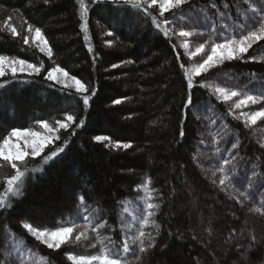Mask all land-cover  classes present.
Instances as JSON below:
<instances>
[{"label":"trees","instance_id":"16d2710c","mask_svg":"<svg viewBox=\"0 0 264 264\" xmlns=\"http://www.w3.org/2000/svg\"><path fill=\"white\" fill-rule=\"evenodd\" d=\"M261 9L264 0H189L160 16L157 5L138 9L124 0H0V55L43 65L39 74L0 76V137L13 128L36 130L41 120L52 125L66 114L75 117L40 157L17 164L42 171L28 172L22 194H8L0 209V264L18 252L15 242L33 253L37 261L29 260L35 264H72L68 255L98 253L91 231L87 239L49 249L23 227L28 222L46 229L73 220L78 232L88 222L78 211L80 196L96 209L87 213L91 223L106 221L101 232L113 249L128 237L135 252L128 256L131 264H264V119L246 124L243 111L232 108L239 97L225 101L214 91L264 92V41L243 59L194 76L196 60L178 35L192 30L189 39L210 48L209 38L220 42L236 36L242 21L250 27L264 18ZM181 11L182 20L165 23ZM36 27L51 59L32 40ZM54 66L88 87L87 106L82 94L46 78ZM261 108L264 101L251 110ZM124 144L131 147H118ZM60 147L63 152L42 165ZM14 171L0 161V195ZM226 174L232 182L220 186ZM150 202L159 207L148 217ZM139 230L154 237L144 252L139 241L132 243Z\"/></svg>","mask_w":264,"mask_h":264},{"label":"snow or ice","instance_id":"6c2138e0","mask_svg":"<svg viewBox=\"0 0 264 264\" xmlns=\"http://www.w3.org/2000/svg\"><path fill=\"white\" fill-rule=\"evenodd\" d=\"M47 2V0H45ZM80 0H78V3ZM125 3L130 4L134 8L141 9L144 3H148L149 7L154 5H159V14L160 16H164L166 12L173 11L175 9L182 8L183 5L189 3V0H124ZM86 7L81 4V15L83 16L84 12H86ZM146 11V9H144ZM253 11H255L253 9ZM262 15H264V9H261ZM185 16V13L181 11L178 14H174V18L171 20L165 21L166 24H175L178 20H182ZM243 27L240 32L236 36H228L224 38L220 42H215L211 38H209V44L211 45L209 54L203 57L201 61H199L195 67L193 68L192 75L200 76L203 73L210 71L212 68L222 65L225 61H231L235 59H243L244 54H246L250 48H252L253 44L259 41H264V18H261L254 22L252 26H248L244 24L242 21ZM84 25L86 27L87 21H84ZM159 27V24H157ZM13 35H18L16 29L13 27L11 29ZM28 32H33V28L31 25L28 26ZM112 33H109L111 35ZM192 30H184L181 29L178 32L180 37L188 38L193 36ZM165 35H168L167 28L165 29ZM34 40L38 41L43 47H40V51L45 53L49 59L52 56V49L48 46V41L44 37L41 29L36 27L34 29ZM28 37L24 38V43L27 44ZM185 49H188L189 45L187 42L183 44ZM206 45L200 43L195 48V53H204ZM251 59L255 60L256 57L253 56ZM10 69L12 75L15 76L17 71L27 72L29 75L35 73L39 74L43 65L37 66L35 63H29L24 59L19 58H10L5 55H0V76L5 75V70ZM183 68L184 65H181ZM61 75L65 78L61 80ZM50 81H55L56 83H61L65 88L75 87V91L77 93L82 94L83 104L87 106L89 104V96L87 93L89 92L88 87L82 83L75 76H69V73L65 71L63 68L55 67L48 71L47 77ZM71 80L72 84H68L67 80ZM192 86L191 76H189V87ZM203 86V85H202ZM216 93H218L225 101L231 100L234 97H239L238 100L234 101L232 108L234 109H242L247 107L249 104H258L261 101H264V92L253 95L248 92H242L236 89H227L225 87H216L214 89ZM94 95V93H93ZM115 103H120L119 100L115 101ZM188 103L191 104V98L188 99ZM232 109L230 108V111ZM240 116H242L245 120V123H251L255 125L258 119H264V108L260 110H255L251 112H240ZM45 132L42 134L40 132L33 131L30 128L20 129L13 128L10 133L4 137H0V161L8 162L12 169H14V175L9 177L6 181V190L4 195H0V209L6 206V196L11 194L12 196H20L22 194V185L24 177L28 172H38L42 171L41 167H33L28 169L25 167L21 170L18 167L17 162L23 163L29 155L32 158L40 157L43 153L44 149L53 142V139L59 140V136H53L55 131L58 129H67L71 123H75V117L71 114H66L65 119L63 121L57 120L55 123L58 125V128H53L47 121H38L37 122ZM83 121L80 122L78 126H82ZM183 135V133H181ZM98 141L107 140L108 137H97ZM235 146V145H234ZM118 147L130 148V144L118 145ZM30 150V151H29ZM63 147H60L56 150H53L49 155L43 157L42 165L47 164L51 159L55 158L59 152H63ZM225 163H227L225 161ZM223 172L224 169H221ZM228 180L230 183L231 178L226 174L224 179L219 180V185L224 186L225 181ZM151 181L148 180L144 184L145 191H149L148 185H150ZM215 183V181H214ZM80 208L78 211L84 213L82 218L86 222L81 229L77 232V234L73 237L74 231L77 229L76 222L73 220L64 221L62 224L57 226L52 230H43L38 226H33L31 223L25 222L23 223V227L27 230L29 234L34 236V238L41 243L45 244L49 249H59L61 245L69 242L70 240H74L78 242L81 238L87 239V233L89 231L95 234V243L92 245L96 247V245H100V251L93 255L88 256H76V255H68L67 258L72 261V264H131L128 259L129 254L135 255V252L129 245L128 237L125 235L121 241V246L113 249V242L110 236L106 233H102L101 229L105 227L106 221L100 220L97 223H91L92 217L87 215L88 212H95V208L89 209L88 206L84 202V197L80 196L79 198ZM159 205L155 203H148L147 216L151 217L154 213L151 211L154 208H158ZM256 212H260V208L254 209ZM142 224L148 225L149 220L146 218H142ZM158 231V229H157ZM145 240L148 241L145 244ZM154 237L151 233H145L143 230H139L137 234H135L132 238V243L135 244L139 241V251L144 252L147 248L153 246L152 241ZM15 247V245H13ZM29 255H33V253L29 252ZM41 260H46V258H41Z\"/></svg>","mask_w":264,"mask_h":264},{"label":"rangeland","instance_id":"374dc122","mask_svg":"<svg viewBox=\"0 0 264 264\" xmlns=\"http://www.w3.org/2000/svg\"><path fill=\"white\" fill-rule=\"evenodd\" d=\"M113 1V0H112ZM157 6L159 7V5L157 4ZM33 37H34V33H33ZM33 37H32V40H33V42L39 47V49H40V47H43V45L42 44H40L38 41H36V40H34L33 39ZM190 37H188V38H186V40L184 41V43L185 42H187L188 43V45H189V47H188V49H186V51L188 52V54L190 55V57L192 58V59H195L196 60V62H195V64L191 67V72L193 71V68L195 67V65L199 62V61H201L202 59H203V57L204 56H206L207 54H209V51H210V48H205V52L204 53H195V48L198 46V45H196V44H194V42L193 41H191L190 39H189ZM183 43V44H184ZM192 43H193V45H192ZM55 67H58V66H54V67H52L51 69H53V68H55ZM50 69V70H51ZM49 70V71H50ZM48 73V72H47ZM8 74H11L12 75V72H11V70L10 69H7V67H6V70H5V75H8ZM18 74H28L27 72H20V71H17V73H16V75H18ZM33 74H35V73H33ZM32 75V74H31ZM69 76L71 77V75L69 74ZM195 76V75H194ZM61 80H64L65 78L61 75ZM54 83H56L55 81H53ZM67 83L68 84H72V81L69 79V80H67ZM56 84H58V85H60V86H62V87H64L63 86V84H61V83H56ZM68 88H71V89H74L75 90V87L73 86V87H68ZM235 98V97H234ZM233 99V98H232ZM252 105L253 104H249L247 107H244V108H242L241 110L243 111V112H248V111H252L251 109H252ZM259 120V119H258ZM257 120V121H258ZM50 126H52L53 128H58V125H56V124H50ZM60 130H62V129H58V131H55L54 133H53V136H58V134H59V131ZM33 131H36V132H40V133H44L45 132V130L44 129H42L40 126H39V128L38 129H36V130H33ZM55 141V139H53V142ZM52 142V143H53ZM51 144V143H50ZM49 144V145H50ZM48 145V146H49ZM45 150V149H44ZM30 151V150H29ZM29 157H31L30 155L28 156V157H26V159L27 158H29ZM25 159V160H26ZM18 163H20V162H17V164ZM127 209H129L130 211L131 210H133L131 207H128V208H126V210ZM125 210V211H126ZM127 214V213H126ZM128 218H132V216L130 215V214H127L126 215ZM63 222H60L59 223V225L60 224H62ZM58 225V226H59ZM57 227V226H56ZM56 227H49V228H46V229H43V230H52V229H55ZM77 234V232H75L74 231V233H73V237L75 236ZM83 238V237H82ZM85 239V238H84ZM15 246H16V251H18L17 253H14V251H13V253L11 254V255H9V254H7V257H6V260H5V264H17V263H19V262H22L23 261V264H35V263H33V262H30V260L29 259H33L34 261H37V260H35V258H34V256H32V255H29L28 253L30 252L29 250H27V249H25V248H23V246L21 245V244H17L16 242H15ZM62 246V245H61ZM94 254H96V253H94ZM72 255H75V254H72ZM93 255V254H92ZM29 257L28 258V260H24V259H26L27 257ZM31 256H32V258H31ZM76 256H81V255H77L76 254ZM84 256H88V255H84ZM22 264V263H21Z\"/></svg>","mask_w":264,"mask_h":264}]
</instances>
